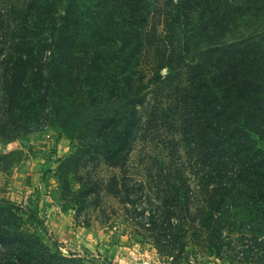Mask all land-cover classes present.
<instances>
[{"label": "trees", "instance_id": "1", "mask_svg": "<svg viewBox=\"0 0 264 264\" xmlns=\"http://www.w3.org/2000/svg\"><path fill=\"white\" fill-rule=\"evenodd\" d=\"M263 14L264 0H0V135L58 125L75 173H111L82 183L89 194L123 204L141 167L158 187L146 225L160 254L222 258L237 202L264 215ZM156 138L168 156L130 165ZM5 233L0 264H65Z\"/></svg>", "mask_w": 264, "mask_h": 264}, {"label": "rangeland", "instance_id": "2", "mask_svg": "<svg viewBox=\"0 0 264 264\" xmlns=\"http://www.w3.org/2000/svg\"><path fill=\"white\" fill-rule=\"evenodd\" d=\"M258 147L264 152V139ZM77 148V142L56 124L34 132L0 135V229L7 232L6 238L31 236L20 240L41 255L49 249L65 264H264V215L252 211L250 215L258 217L257 223L252 222L248 212L251 201L237 202L243 207L234 209L231 234L227 227L223 230L222 258L204 254L197 246H188L189 253L182 258L165 256L146 225L150 210L159 204L157 185L144 184L150 178L139 167L133 170L139 182L134 186L137 198L133 206L100 190L99 196L89 194L82 183L108 180L111 173L105 165L93 164H82L75 173L68 160ZM165 155L168 152L161 146V138L140 140L133 147L130 165L141 160L145 170L150 159L156 163ZM182 157L185 159L183 151ZM222 181L227 182L224 174ZM2 202L11 203V207ZM254 206L264 209L257 200Z\"/></svg>", "mask_w": 264, "mask_h": 264}]
</instances>
